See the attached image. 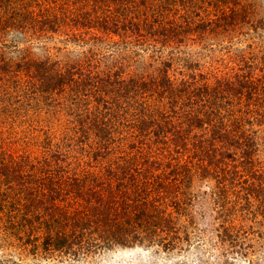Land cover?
<instances>
[{
	"label": "trees",
	"instance_id": "trees-1",
	"mask_svg": "<svg viewBox=\"0 0 264 264\" xmlns=\"http://www.w3.org/2000/svg\"><path fill=\"white\" fill-rule=\"evenodd\" d=\"M252 13L236 0H0V39L25 28L78 51L52 69L45 45V60L22 48L13 63L0 42V248L80 261L176 247L181 187L204 176L222 201L219 241L255 247L264 214L243 228L255 212L241 191L260 143L243 124L264 121V65L252 78L230 50L231 76L201 65L208 41L247 27ZM234 99L245 104L227 109L231 127L221 101ZM230 196L245 202L237 213Z\"/></svg>",
	"mask_w": 264,
	"mask_h": 264
},
{
	"label": "rangeland",
	"instance_id": "rangeland-1",
	"mask_svg": "<svg viewBox=\"0 0 264 264\" xmlns=\"http://www.w3.org/2000/svg\"><path fill=\"white\" fill-rule=\"evenodd\" d=\"M236 1L240 3L241 7L246 4L248 8L253 9V15L248 20L246 18L248 22L247 27L242 26L239 32L213 36L208 41L212 50L209 51L208 49L202 52L201 65L204 68L208 66L221 77L231 76V71H236L239 65H236L231 59L229 61L227 52L230 50L231 56L233 54L245 56L246 66L251 65L253 67L250 68L249 73L254 78V76H259L257 73L261 74L258 70L264 65L260 63V57H258L264 51V0ZM215 16L216 14L214 13V16L211 18ZM175 20L178 21V18H175ZM24 31L17 29V33H9L0 39L1 43H7L9 45V47H3L1 49L5 50L7 57L10 55L9 60L13 61V63L18 61L22 48H27L34 57L37 56L39 59L45 60V52L41 48V45H45L50 55L48 62H51L52 69H55L54 64L56 62L63 64V62L68 61L69 57H73L72 55L78 52L77 48L73 47L71 49L73 53L67 50L69 52L67 54L58 48L57 45L55 47L48 42L41 43L35 38L36 34L34 31H27L25 28ZM6 49H10L9 54ZM194 55L195 53L192 54V56ZM63 74L66 73L63 72ZM17 79L19 80L18 77ZM22 83L25 84V82ZM42 99H39L40 106L42 105L41 103L45 102ZM221 102H223L222 105L225 108L222 112L227 118L226 125L232 127L233 122L227 109L233 106L244 107L245 102H241L239 99H234L230 102L223 100ZM244 117L246 119L249 118L247 114ZM233 119L237 122L242 120L241 117L237 116L233 117ZM244 124L243 128H247L249 133L257 136L258 145L260 143L259 150L254 156L255 163L252 167V172L258 174V178L252 176V172L247 173L245 175V186L243 191H241V195L248 193L251 197H254L249 198L248 212H255V217L253 216L247 219L243 226V228L250 231L258 227L256 221L261 220L264 214V143L262 141L264 136V121H257L256 115H251L249 122ZM179 163L182 162L179 161ZM181 188H184L183 191L185 192L184 203L187 202L188 204L183 212V216L179 218V226L183 228L186 234H180L184 239H180L179 245H176V247H168L169 249L167 247L163 248L161 245L151 247L144 245L116 247L111 250H106L101 254H96L87 260L74 261L64 259L55 261L31 258L29 256L21 257L15 251V245H13L0 248L3 262L1 264H264V251L262 249L264 245V225L263 228L259 229V231L263 232V235L260 239L255 237V247L251 246L248 249L249 252H247V249L239 248L230 241L228 243L219 241L220 231H222L219 228V223L222 219V213L220 212V204H222V201L221 199L218 200L215 196L214 178L208 176L193 177V179L189 180ZM252 190L258 191L257 196L251 193ZM229 199L231 202L236 201V213L239 207L241 209L242 206H245L243 199V201H237L234 196H230ZM259 212L262 215L260 217L258 216Z\"/></svg>",
	"mask_w": 264,
	"mask_h": 264
}]
</instances>
